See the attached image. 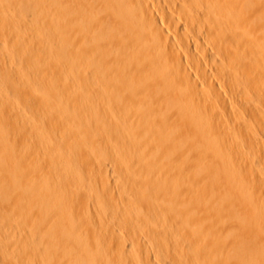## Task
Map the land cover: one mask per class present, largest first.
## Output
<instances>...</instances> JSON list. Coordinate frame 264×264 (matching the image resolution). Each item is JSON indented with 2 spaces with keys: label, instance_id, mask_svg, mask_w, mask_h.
Returning a JSON list of instances; mask_svg holds the SVG:
<instances>
[{
  "label": "bare ground",
  "instance_id": "6f19581e",
  "mask_svg": "<svg viewBox=\"0 0 264 264\" xmlns=\"http://www.w3.org/2000/svg\"><path fill=\"white\" fill-rule=\"evenodd\" d=\"M0 264H264V0H0Z\"/></svg>",
  "mask_w": 264,
  "mask_h": 264
}]
</instances>
